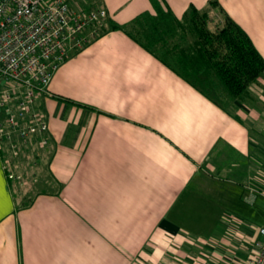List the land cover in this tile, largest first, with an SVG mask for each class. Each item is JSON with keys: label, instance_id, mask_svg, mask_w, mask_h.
Returning <instances> with one entry per match:
<instances>
[{"label": "crops", "instance_id": "1", "mask_svg": "<svg viewBox=\"0 0 264 264\" xmlns=\"http://www.w3.org/2000/svg\"><path fill=\"white\" fill-rule=\"evenodd\" d=\"M87 1L119 24L154 11L151 0ZM212 1L165 0L179 18ZM217 2L264 58V0ZM50 91L38 101L49 144L23 150L47 159L42 191L16 194L0 154V264H218L197 243L221 240L220 225L238 240L218 205L264 195V75L225 109L111 31L69 56Z\"/></svg>", "mask_w": 264, "mask_h": 264}, {"label": "built area", "instance_id": "2", "mask_svg": "<svg viewBox=\"0 0 264 264\" xmlns=\"http://www.w3.org/2000/svg\"><path fill=\"white\" fill-rule=\"evenodd\" d=\"M107 10L77 12L69 0H0V154L10 180L22 178L24 148L49 144V125L38 107L60 65L98 35ZM257 192L251 189V195ZM248 264H264V228Z\"/></svg>", "mask_w": 264, "mask_h": 264}, {"label": "trees", "instance_id": "3", "mask_svg": "<svg viewBox=\"0 0 264 264\" xmlns=\"http://www.w3.org/2000/svg\"><path fill=\"white\" fill-rule=\"evenodd\" d=\"M127 24L110 18L97 25L98 36L123 31L188 84L216 105L227 109L247 97L251 85L264 75V58L248 34L219 6L225 20L209 28V12L191 6L177 17L165 0H151Z\"/></svg>", "mask_w": 264, "mask_h": 264}, {"label": "rangeland", "instance_id": "4", "mask_svg": "<svg viewBox=\"0 0 264 264\" xmlns=\"http://www.w3.org/2000/svg\"><path fill=\"white\" fill-rule=\"evenodd\" d=\"M90 1V0H89ZM92 1V0H91ZM71 9L74 8V11L82 12L88 11V1L87 0H69ZM210 15L209 19V28L215 30L219 23H223L225 20L224 15L220 12V10L214 6H211L207 9ZM255 83V82H254ZM70 85V84H69ZM75 85L78 87L77 82H71V90H75ZM247 98V97H245ZM243 98V99H245ZM232 101L228 105V109L232 106ZM44 114V113H43ZM45 115V114H44ZM46 117V116H45ZM28 152H32V156L26 155V152H23L21 157L25 155V160L19 162L23 165V177L15 181L14 191L19 196L22 195H33L37 191H42L43 187L40 185L41 181L46 177L48 179L47 168L48 162L47 159H40L37 155L33 157V151L30 150ZM25 153V154H24ZM22 167V166H21ZM25 169V170H24ZM20 170V167L18 171ZM37 174H36V173ZM45 172V175H42ZM35 183L38 185V188H32ZM48 189V188H46ZM260 192H263V188H259ZM248 193H246L247 195ZM243 197V196H242ZM254 203H247L245 200V194L243 199L241 198L242 204H238V201L233 204H219V213L222 215L229 214L232 219L237 221L238 223V232L235 236L238 238V242L235 241L234 233L229 231V226L220 225L221 233L219 235V239L215 236H208L203 241H197V243L201 242L202 244L208 246V248L213 252L214 256L217 258L219 263L221 264H248V260L252 259L253 250L255 248V243L257 240L262 241L263 237L259 234L260 229L264 228V195L258 192L257 197L255 198ZM233 201V200H232ZM231 201V202H232ZM233 236V237H232ZM236 245L234 248L231 244ZM216 246L224 248L225 252L217 251ZM216 247V248H215ZM220 249V248H218ZM216 250V251H215ZM218 263V264H219Z\"/></svg>", "mask_w": 264, "mask_h": 264}]
</instances>
